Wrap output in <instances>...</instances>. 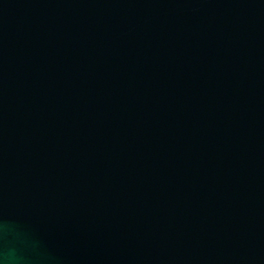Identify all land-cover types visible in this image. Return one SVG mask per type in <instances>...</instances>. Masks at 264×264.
Instances as JSON below:
<instances>
[{
	"label": "water",
	"instance_id": "obj_1",
	"mask_svg": "<svg viewBox=\"0 0 264 264\" xmlns=\"http://www.w3.org/2000/svg\"><path fill=\"white\" fill-rule=\"evenodd\" d=\"M6 264H264V0H0Z\"/></svg>",
	"mask_w": 264,
	"mask_h": 264
},
{
	"label": "clouds",
	"instance_id": "obj_2",
	"mask_svg": "<svg viewBox=\"0 0 264 264\" xmlns=\"http://www.w3.org/2000/svg\"><path fill=\"white\" fill-rule=\"evenodd\" d=\"M7 256H0V264H6Z\"/></svg>",
	"mask_w": 264,
	"mask_h": 264
}]
</instances>
